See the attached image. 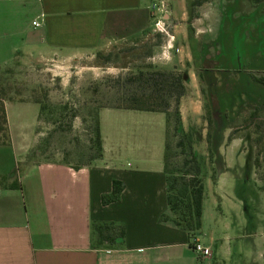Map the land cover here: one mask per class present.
<instances>
[{"label":"crops","instance_id":"obj_1","mask_svg":"<svg viewBox=\"0 0 264 264\" xmlns=\"http://www.w3.org/2000/svg\"><path fill=\"white\" fill-rule=\"evenodd\" d=\"M155 1L0 0V68L148 43L153 32L150 8ZM234 2L242 11V1ZM201 16L191 23V40L198 44L194 58L211 62L206 54L212 41L209 33L220 21ZM164 20L178 53H171L157 69L187 67L192 87L189 99L198 104L186 42L187 20L171 21L167 13ZM33 22L40 27L34 28ZM186 97L179 106L183 127ZM4 110L7 139L0 142V264H198L211 260V255L201 259L193 253L183 231L170 222H159L161 215L169 216L163 170L164 114L101 109L102 156L74 168L36 156L37 105L4 102ZM20 112L30 115L29 119L24 114L17 118ZM218 172L215 188L222 177ZM113 181L123 186L119 200L102 205L101 197L110 194ZM255 187L264 195L257 183ZM99 224L123 229V240L98 244L93 226ZM195 241L210 250L197 237ZM224 246L228 256V244ZM258 261L257 256L252 264Z\"/></svg>","mask_w":264,"mask_h":264},{"label":"rangeland","instance_id":"obj_2","mask_svg":"<svg viewBox=\"0 0 264 264\" xmlns=\"http://www.w3.org/2000/svg\"><path fill=\"white\" fill-rule=\"evenodd\" d=\"M162 1L164 16L169 14L171 21L187 20L186 6L192 0ZM234 1L212 0L210 5L203 4L200 11L195 8L196 16L220 21L215 26L211 21L214 32L209 33L212 41L206 51L211 62L207 58L195 60L198 44L191 37L186 39L200 103L186 97L185 127L181 124V131L174 132L173 118L168 125L171 172H180L183 160L190 159L188 148H177V141L185 133L195 131L200 133L201 142L194 144L192 150L205 159L209 169L222 173L218 188L212 187V172L207 171L203 178L206 188L201 228L196 237L210 246L211 260L198 264H252L257 256L258 264H264V195L255 187L257 183L264 193V180H260L264 177V88L251 80L264 76V13L253 11L243 0L241 11ZM150 35L148 43L115 47L109 53H101V57L95 54L56 62H27L8 73L0 71L5 99L28 100L32 90L38 88L47 92V108L39 116L36 128L35 152L40 161L56 160L74 168L90 161L96 153L92 139L97 108L116 102L113 80L137 68L162 66L163 61H158L157 56L166 38L154 32ZM152 36L154 41L150 43ZM107 54L108 61L102 59ZM208 68L210 72L203 71ZM198 71L211 81V86L199 81ZM208 114L213 115L214 121L212 155L208 154L205 141ZM29 117L26 115V119ZM226 244L228 256L223 252Z\"/></svg>","mask_w":264,"mask_h":264},{"label":"trees","instance_id":"obj_3","mask_svg":"<svg viewBox=\"0 0 264 264\" xmlns=\"http://www.w3.org/2000/svg\"><path fill=\"white\" fill-rule=\"evenodd\" d=\"M188 1V0H187ZM246 5H250L253 11L262 10L264 13V0H243ZM208 0H192L191 4L186 6L187 11V39H190L192 34L191 23L197 16L194 14L195 8L200 7ZM189 5V6H188ZM159 37V35H156ZM150 55V54H148ZM98 57H101V53H97ZM110 54L103 56L102 59L108 61ZM196 60V59H195ZM195 62V66L198 64ZM13 69V68H12ZM4 70L8 73L11 68H0V71ZM204 72H210V69H204ZM202 74V73H201ZM198 71L196 76L199 81H202L203 85H207L206 79ZM251 80L255 85L264 88V76L251 77ZM112 89L116 90V102L114 105H101L97 108L95 122L93 126V139L96 146V153L91 156L89 162L82 165H89L94 160L101 158V137L99 131L98 113L101 109H114L136 112H150V113H162L165 115V144L163 155V170L165 174L166 183V205L168 208L169 216L161 215L159 222H170L172 225L181 231H183L189 241V248L192 249L193 241L196 238L197 232L201 228L202 217V203L205 191L204 176L208 172H212L211 184L215 186L216 173L214 169H209L205 163L203 157L197 156L192 150L194 144L201 142V135L199 132L191 131L185 133L177 143V148L187 147L190 154L189 160H183L181 164V171L177 174L169 170L170 167V146L167 140L168 125L170 120L174 119V132L181 131V117L179 113L180 101L183 97L192 95V87L190 78L188 75L187 67L183 70H159L154 66H145L137 68L128 72L123 76H119L113 80ZM39 89V91H38ZM33 89L30 99L23 100L21 98L5 99V90L0 85V142H4L7 139V122L4 110L5 102H30L38 106L39 116L47 108V92L43 88ZM203 91V90H202ZM264 106V99L261 102ZM257 111V108L254 109ZM213 115L208 114L206 118L207 134L205 141L207 143L208 154L212 155L211 145L212 138L211 133L214 125L212 120ZM261 155L264 163V145L261 149ZM255 160L254 165L256 166ZM189 164L191 166H189ZM81 166V165H78ZM212 170V171H211ZM264 180V177L260 180ZM122 184L118 181H113L111 185V192L108 195L101 197V204L107 205L112 202H117L122 191ZM93 231L96 236L98 244L107 243L114 244L117 241H121L124 238V230L117 229L113 224H99L93 226Z\"/></svg>","mask_w":264,"mask_h":264},{"label":"built area","instance_id":"obj_4","mask_svg":"<svg viewBox=\"0 0 264 264\" xmlns=\"http://www.w3.org/2000/svg\"><path fill=\"white\" fill-rule=\"evenodd\" d=\"M164 2L162 0H156L150 8L151 18L153 20V32L163 35L166 38V41L160 48V53L157 56L158 61H166L169 60L171 53H178V48H176L173 44L174 38L168 32V27L163 18L166 8L164 6ZM32 26L34 28L40 27L38 22H33ZM192 251L195 255H197L201 259H207L210 257V250L201 245L198 241H195L192 245Z\"/></svg>","mask_w":264,"mask_h":264},{"label":"flooded vegetation","instance_id":"obj_5","mask_svg":"<svg viewBox=\"0 0 264 264\" xmlns=\"http://www.w3.org/2000/svg\"><path fill=\"white\" fill-rule=\"evenodd\" d=\"M209 84H210V85H212V83H211V82H210Z\"/></svg>","mask_w":264,"mask_h":264}]
</instances>
